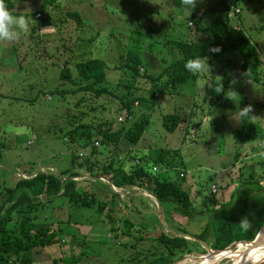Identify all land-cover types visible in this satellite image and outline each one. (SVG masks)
<instances>
[{
  "label": "rangeland",
  "instance_id": "374dc122",
  "mask_svg": "<svg viewBox=\"0 0 264 264\" xmlns=\"http://www.w3.org/2000/svg\"><path fill=\"white\" fill-rule=\"evenodd\" d=\"M41 1L16 2L15 10L25 12L29 29L17 41H0V193L39 172L58 174L73 168L80 174L75 178L79 190L92 193L96 201L76 205L60 195L38 210V222L60 229L61 237L53 245L34 248L33 264H52L55 259H62L59 264H138L143 257L167 253L158 239L162 232L191 242L192 250L183 251L173 264H205L207 259L210 264H232L230 257L214 258L211 238L200 244L190 235L199 233L213 212L251 208L239 189L250 166L258 170L264 161V144L246 135L237 139L234 131L245 127L248 135L253 127L256 132L264 130V0H239L235 8L240 13L226 23L238 26L258 51L260 81L244 75L243 56L237 50L208 56L210 70L196 75L194 83L183 82L175 92L157 94L155 101L136 102L133 113L121 110V99L149 98L153 83L142 76L134 87H127L133 83L129 71L117 66L129 49L137 48L141 33L158 28L151 30L153 37L144 38L141 49L149 72L172 61L173 39L208 41L212 35L198 31L190 23L191 11L173 0H59L51 15L35 20L31 10ZM226 1L196 0L195 6L209 21ZM66 9L82 14L85 24L77 28V21L62 16ZM151 43L156 44L153 51ZM89 58L105 62L110 93L56 94L53 90L78 87L59 79L61 68L68 67L76 78L75 63ZM216 83L223 88L219 94L214 91ZM245 106H251L250 119L237 125L230 117ZM167 113L183 118L174 132L163 124ZM118 116L124 119L117 121ZM144 119L148 125L138 143L121 137L114 164L130 170L139 162L154 175L164 176L167 161L155 165L151 154L169 149L170 164H176L173 179L189 192L190 206L172 197L160 203L148 188L110 192L107 180L98 177L113 151L99 144L97 128L127 130L135 120ZM80 122L93 132V146H84L82 138H69L67 130ZM239 244L228 251L235 255L246 249Z\"/></svg>",
  "mask_w": 264,
  "mask_h": 264
},
{
  "label": "trees",
  "instance_id": "16d2710c",
  "mask_svg": "<svg viewBox=\"0 0 264 264\" xmlns=\"http://www.w3.org/2000/svg\"><path fill=\"white\" fill-rule=\"evenodd\" d=\"M176 4L184 6L183 0H173ZM239 0H227L218 10L216 16L209 20H203V14L197 6L194 8L186 7L191 11L190 20L200 32H209L212 39L208 41H192L173 39L170 41V48L173 59L170 63L164 64L160 71L149 72L145 68V61L141 54V49L145 46L144 38H151V30H146L142 40L140 36L135 40L136 49H129L125 54L124 62L117 66L120 69H127L131 77L132 84H126L127 87L135 86L138 78L144 76L152 81L149 98L132 97L121 99V110H127L133 113L134 103L143 102V100L157 99V94L175 92L181 87L183 82L196 79V75L188 73L183 65L185 61L196 56H213L237 50L243 56V69L248 72V78L260 81L258 67L261 64V58L255 47L238 27H227L229 12L235 8ZM7 6H11V0H5ZM47 2L43 4V9L47 7ZM41 14V13H40ZM69 17L77 21L79 26L84 24V20L79 12L71 11ZM141 28L142 24L138 23ZM156 44L151 43L149 49H156ZM218 46L221 51L218 54H210L209 47ZM77 76L72 74L71 70L63 66L59 73L61 81L69 80L78 86L73 89H56L54 92L64 95L65 92L76 93L78 91H90L96 96L109 94L110 88L106 82L105 62L100 58H89L75 63ZM123 81L121 79L120 83ZM183 118L178 113H167L163 116V124L168 131L174 132L181 124ZM127 120V118H126ZM148 120L134 121L127 130L124 128L112 131L108 128H97V138L99 144L106 148L112 147L113 154L108 161L104 163L98 173V177L107 180L112 187H136L148 188L152 194L161 201L172 197L182 203L183 206L191 205L190 194L183 188L182 184L173 179V172L176 164H170V150L167 148L155 149L152 151L151 159L155 165H164L168 169L164 176L154 175L145 165L138 162L132 169H126L125 165L114 164L113 155L117 154L119 141L125 136L130 142L138 143L143 136ZM87 123H78L74 128L67 130V134L72 141H77V137L82 138L84 146L94 145L91 142L93 132L89 129ZM256 127L251 129L252 133L247 135L245 127L234 131V136L244 138L246 135L250 140L258 139L260 144H264V130ZM98 142V141H96ZM239 155L236 156L238 158ZM134 159L138 160L134 157ZM166 160V161H165ZM129 166V165H128ZM258 170L250 166L248 177L243 179L240 194H245L246 202L251 206L250 210L218 211L209 214V221L202 227L199 233L190 235L200 244H208L209 238L212 239L209 246L212 250L220 251L226 249L229 245L237 242H251L257 236L259 230L264 225V161L258 163ZM252 167V168H251ZM159 168V167H158ZM261 170H260V169ZM243 173H241V176ZM80 174L72 169H64L58 174L48 172H39L38 174L19 179L13 187H5L0 193V264H33L34 259L31 251L38 247H47L55 244L61 237L60 229L53 230L47 224L38 222V210L40 211L47 202L54 197L64 196L70 203L91 206L96 200L92 193L87 190H79L75 178ZM184 178V174L180 175ZM44 197V200L42 199ZM47 200V201H45ZM247 216L251 227L249 230H241L238 226L242 217ZM45 222V221H44ZM131 226V224H130ZM129 226V227H130ZM186 234V231L184 232ZM159 242L165 247L166 252L162 255L149 258H141L138 264H173L182 255L185 250L191 251V242L184 236H172L162 232L158 236ZM204 251V250H202ZM178 256L176 257V255ZM181 255V256H180ZM176 257V259H175ZM55 259L52 264H59ZM260 264H264L260 263Z\"/></svg>",
  "mask_w": 264,
  "mask_h": 264
},
{
  "label": "clouds",
  "instance_id": "9594fccd",
  "mask_svg": "<svg viewBox=\"0 0 264 264\" xmlns=\"http://www.w3.org/2000/svg\"><path fill=\"white\" fill-rule=\"evenodd\" d=\"M196 0H183L185 7L194 8ZM17 13L15 10L10 9L5 0H0V41L11 42L17 41L23 34H26L29 29V20L22 14ZM221 49L218 46L209 47L208 52L210 54H218ZM208 56H196L187 59L183 65L184 69L193 75H199L210 70ZM248 75V72L244 74ZM223 90L220 83H216L214 86L215 93L219 94ZM231 98V97H230ZM239 102L237 103V105ZM251 112V106H245L243 108H237V110L230 117L237 125L250 119L249 113ZM241 230L247 231L252 226L248 217L241 218L239 224Z\"/></svg>",
  "mask_w": 264,
  "mask_h": 264
},
{
  "label": "bare ground",
  "instance_id": "6f19581e",
  "mask_svg": "<svg viewBox=\"0 0 264 264\" xmlns=\"http://www.w3.org/2000/svg\"><path fill=\"white\" fill-rule=\"evenodd\" d=\"M239 247L246 248L245 250L241 251L239 254H232L230 251H223L215 255L214 258L218 260L220 257H230L233 261L232 264H244L247 261H250L251 264H258L260 261L264 260V248L260 247L257 249H247L245 244H239ZM211 260L207 259L205 264H210Z\"/></svg>",
  "mask_w": 264,
  "mask_h": 264
},
{
  "label": "crops",
  "instance_id": "0c3cea01",
  "mask_svg": "<svg viewBox=\"0 0 264 264\" xmlns=\"http://www.w3.org/2000/svg\"><path fill=\"white\" fill-rule=\"evenodd\" d=\"M20 0H11V2H12V4H11V6L9 7L10 9H13V10H15V3L16 2H19ZM58 1L59 0H42L39 4H38V6L36 7V8H34V9H32L31 11H32V13L34 14V18H35V20H37V19H40V18H37L36 16H37V14H40L41 13V15H42V17L41 18H45V17H47V15H51L50 14V10H55V9H57V5H59V3H58ZM45 2H47V7L46 8H44L43 9V4L45 3ZM14 3V4H13ZM17 13H20L19 11H17V10H15ZM200 11H201V13L204 15V11H202V9H200ZM69 12H71V11H69V10H67L66 9V11L64 12V13H61L62 14V16H63V14L64 15H66V16H68V18H70L69 17ZM22 14H25V12H23ZM81 16L83 17V15L81 14ZM83 19V18H82ZM84 20V19H83ZM84 24H85V22H84ZM83 24V25H84ZM73 26V25H72ZM76 26H77V28L78 27H80V26H78L77 24H76ZM33 33H34V31H33ZM205 33H209V32H205ZM39 35H43V34H41V33H39ZM79 41V39L77 38V42ZM194 41V40H193ZM66 48V47H65ZM67 49V48H66ZM116 193V192H115Z\"/></svg>",
  "mask_w": 264,
  "mask_h": 264
},
{
  "label": "water",
  "instance_id": "95a60500",
  "mask_svg": "<svg viewBox=\"0 0 264 264\" xmlns=\"http://www.w3.org/2000/svg\"><path fill=\"white\" fill-rule=\"evenodd\" d=\"M112 191H117L120 189V187H116V186H113L112 187ZM239 243H242V244H245V246L247 247V249H257V248H260L264 245V225L262 226V228L259 230L257 236L255 237L254 240H252L251 242H237V243H233L231 245H229L226 249L224 250H220V251H215L216 253L215 254H218V253H221L223 251H228V250H231L233 248H235ZM264 261V260H262ZM260 261V262H262Z\"/></svg>",
  "mask_w": 264,
  "mask_h": 264
},
{
  "label": "built area",
  "instance_id": "2783aa9c",
  "mask_svg": "<svg viewBox=\"0 0 264 264\" xmlns=\"http://www.w3.org/2000/svg\"><path fill=\"white\" fill-rule=\"evenodd\" d=\"M240 13V9H238V8H233L230 12H229V18L230 17H234V16H237L238 14ZM41 16V14H37V18H39ZM124 118L122 117V116H118L117 117V121H122ZM96 144H98V142H96ZM155 169V168H154ZM182 175V174H181ZM125 188L126 189H131L130 187H127V186H122V187H120V189H123V190H125ZM132 188H134V187H132ZM136 188V187H135ZM211 188H212V192L213 193H215L216 192V188H215V186H211ZM119 189V190H120ZM133 190V189H132ZM135 190H140V188H136Z\"/></svg>",
  "mask_w": 264,
  "mask_h": 264
}]
</instances>
